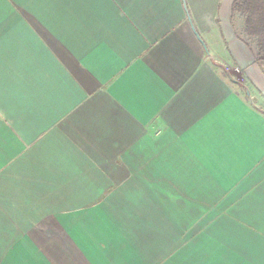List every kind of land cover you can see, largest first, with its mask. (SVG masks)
<instances>
[{
    "label": "crops",
    "instance_id": "1",
    "mask_svg": "<svg viewBox=\"0 0 264 264\" xmlns=\"http://www.w3.org/2000/svg\"><path fill=\"white\" fill-rule=\"evenodd\" d=\"M230 5L0 0V264H264Z\"/></svg>",
    "mask_w": 264,
    "mask_h": 264
},
{
    "label": "rangeland",
    "instance_id": "2",
    "mask_svg": "<svg viewBox=\"0 0 264 264\" xmlns=\"http://www.w3.org/2000/svg\"><path fill=\"white\" fill-rule=\"evenodd\" d=\"M230 5V18H229V32L225 34V39L227 45L233 49L234 44H240L244 46L247 53L251 56V60L247 64L241 63L242 54L233 53V56L230 57L229 65L226 68L228 75L240 83L248 92L257 93L260 99L263 101V104L260 106L264 108V70L260 67L257 62V44L256 40L249 38L244 31V16L239 12L232 14V5L235 0H229ZM239 24L240 29H234L233 22ZM194 264H201L199 261L194 259Z\"/></svg>",
    "mask_w": 264,
    "mask_h": 264
},
{
    "label": "trees",
    "instance_id": "3",
    "mask_svg": "<svg viewBox=\"0 0 264 264\" xmlns=\"http://www.w3.org/2000/svg\"><path fill=\"white\" fill-rule=\"evenodd\" d=\"M244 16V31L255 39L258 49L257 62L264 70V0H235L232 14Z\"/></svg>",
    "mask_w": 264,
    "mask_h": 264
},
{
    "label": "water",
    "instance_id": "4",
    "mask_svg": "<svg viewBox=\"0 0 264 264\" xmlns=\"http://www.w3.org/2000/svg\"><path fill=\"white\" fill-rule=\"evenodd\" d=\"M193 30V29H192ZM194 31V30H193ZM194 33H195V31H194ZM198 39H199V37H198ZM200 40V39H199Z\"/></svg>",
    "mask_w": 264,
    "mask_h": 264
},
{
    "label": "bare ground",
    "instance_id": "5",
    "mask_svg": "<svg viewBox=\"0 0 264 264\" xmlns=\"http://www.w3.org/2000/svg\"><path fill=\"white\" fill-rule=\"evenodd\" d=\"M240 45V44H239ZM244 47V46H243ZM250 60H251V58H250ZM242 63V62H241ZM243 64V63H242Z\"/></svg>",
    "mask_w": 264,
    "mask_h": 264
}]
</instances>
